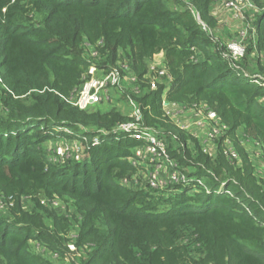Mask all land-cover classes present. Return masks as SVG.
<instances>
[{"label":"trees","instance_id":"obj_1","mask_svg":"<svg viewBox=\"0 0 264 264\" xmlns=\"http://www.w3.org/2000/svg\"><path fill=\"white\" fill-rule=\"evenodd\" d=\"M221 1L0 0V264H264V176L245 147L230 146L238 158L225 147L239 136L264 161V0H252L260 11L239 59L215 31ZM122 64L131 83L113 95L139 104L186 182L124 183L144 170L141 141L116 133L135 119L66 100L90 66ZM165 101L216 112V151ZM61 138L82 142L85 159H50L45 142ZM55 194L74 210L52 207Z\"/></svg>","mask_w":264,"mask_h":264},{"label":"built area","instance_id":"obj_2","mask_svg":"<svg viewBox=\"0 0 264 264\" xmlns=\"http://www.w3.org/2000/svg\"><path fill=\"white\" fill-rule=\"evenodd\" d=\"M221 5L230 9L233 12L234 17L241 20L243 23L239 31V36L235 39H230L226 43V48L232 58L239 59L245 54L247 48V38L250 28L252 27L251 24L254 19V15L256 16V14L260 11V8L252 0H223L221 1ZM198 19L200 20L203 29L209 31V27L201 21L199 15ZM158 67L160 66L156 67L154 65H150L151 71H155ZM126 70L129 71L127 64H122L120 67H114L109 72H103L98 67L92 65L89 67L86 75L84 76L82 85L66 100L82 110L89 109L93 105L101 103L104 100L109 101L112 98V91L120 89L123 80V72ZM159 75H165V71H159ZM0 80H2L1 75ZM152 86L155 87V82ZM128 104L131 107L129 115L135 120L120 125L117 128L116 133H132L138 140L141 141V145L146 147L147 155H149V157L147 156L148 160H151L155 166L157 165V168H155L149 175V183L156 186V183L160 182L161 178L168 179V183L167 181L165 182L167 187L176 183L186 182L187 177L173 169V166L176 164L168 159L169 157L166 151V142L159 138L153 129L148 128L141 123L142 112L139 104L133 99L128 100ZM163 105L184 109L179 105L169 104L167 101H165ZM166 111L173 117L176 115V113H170L167 109ZM195 113L197 119L191 124L181 123L179 119L174 118L178 121V125L183 129L190 130L192 127L201 128L208 125V137L211 139H214L226 129L224 125L220 124L219 117L216 112L208 111L204 113L203 111H195ZM97 142L98 139L96 138L95 143ZM204 150H208L206 146L204 147ZM226 153L233 158H238V154L232 147H228ZM163 167H167L169 171L165 174V176H160L162 173L161 168ZM123 182L127 184L129 183L128 179ZM71 247L74 248L73 246Z\"/></svg>","mask_w":264,"mask_h":264},{"label":"rangeland","instance_id":"obj_3","mask_svg":"<svg viewBox=\"0 0 264 264\" xmlns=\"http://www.w3.org/2000/svg\"><path fill=\"white\" fill-rule=\"evenodd\" d=\"M215 14L217 15V19H218V27L216 28L215 31L218 35L221 36L222 40L227 42L230 39L237 38L239 36V31L243 25L242 21L236 19L233 15V12L221 4L216 7ZM150 65L151 66L154 65L156 67L158 66L157 61L154 60L150 61ZM130 76L131 75L128 70L123 72V80L120 88L122 87L126 88L130 86L131 83ZM115 93L116 92H114L113 95V91H112V98L109 102L108 101L105 102L106 100H104L102 101L101 104H95L92 107H96V106L98 107V105H100V107L106 109L110 107V105H108L110 103L111 106H116L124 113L130 114L131 107L129 106L128 101H126L122 97L120 92H118V94ZM164 106L170 113L172 112L176 113L174 117L176 119H179L181 123L191 124L197 119L195 110L193 109L174 108V107H169L168 105H164ZM208 127H209L208 125H205L201 128L192 127L189 131L196 134V136H198V139L201 142H205V146L207 147L208 151L215 152L217 148L216 141L208 137L209 134ZM44 145L49 151L50 154L49 158L54 161L60 160L61 163L67 162L71 159L80 161L82 159H85L86 157V153H85L86 146L83 145L82 142L76 139L61 138L58 141L49 140L45 142ZM237 145L238 147L240 146L245 147V150L248 152V155L250 157V161L252 165L255 167L256 174H258L259 176L260 174L264 176V161L260 158L261 157L260 145L255 144L252 141L241 139L239 136L237 137L233 136V139H231L230 142L225 143V147L228 146L237 147ZM134 153L136 157H139L140 160L138 163L141 166H143L144 170L140 174L135 175V177L129 178L130 180L128 184L131 186H138L142 183L143 180L145 181L146 178H149L150 173L153 172L155 168H157V165L155 166L151 160H148L147 156L149 157V155H147L145 146L138 145L136 148H134ZM238 161L240 164L242 163L241 158H239ZM161 170L162 173L160 176L162 175L165 176V174H167V172L169 171L167 167H163L161 168ZM166 181L168 183V179L161 178V181L157 182L156 186H153L150 183L149 186L155 189H164L167 187V184H165ZM65 198L66 197H62L60 195L55 194L53 196V200L51 201L52 203L51 206L59 211H65L67 209L68 211L72 212L74 208L72 206H70L71 208H67L68 204L65 202L64 200ZM44 202L46 203L48 201L44 199ZM4 212H5V208L1 205L0 214L1 213L4 214ZM32 245L35 246V249L38 248L36 242H32ZM40 251L43 252V249H40ZM45 254L52 255V253H49L48 251H46ZM51 257L53 258V260H55V264H62L60 260L55 259L56 258L55 255Z\"/></svg>","mask_w":264,"mask_h":264},{"label":"crops","instance_id":"obj_4","mask_svg":"<svg viewBox=\"0 0 264 264\" xmlns=\"http://www.w3.org/2000/svg\"><path fill=\"white\" fill-rule=\"evenodd\" d=\"M163 58H164V54L159 53V54L155 55L152 60L157 61L158 66H162Z\"/></svg>","mask_w":264,"mask_h":264}]
</instances>
